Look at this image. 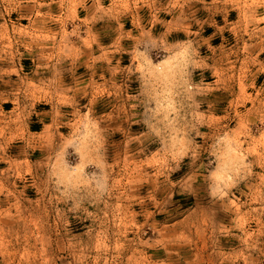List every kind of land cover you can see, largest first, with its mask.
Wrapping results in <instances>:
<instances>
[{
	"label": "rangeland",
	"instance_id": "rangeland-1",
	"mask_svg": "<svg viewBox=\"0 0 264 264\" xmlns=\"http://www.w3.org/2000/svg\"><path fill=\"white\" fill-rule=\"evenodd\" d=\"M0 264H264V0H0Z\"/></svg>",
	"mask_w": 264,
	"mask_h": 264
}]
</instances>
